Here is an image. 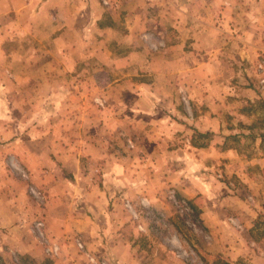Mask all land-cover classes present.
<instances>
[{"label": "crops", "instance_id": "obj_1", "mask_svg": "<svg viewBox=\"0 0 264 264\" xmlns=\"http://www.w3.org/2000/svg\"><path fill=\"white\" fill-rule=\"evenodd\" d=\"M106 1L0 0V264H90L77 240L114 264H185L141 245L117 202L171 212L169 185L207 255L264 264V85L249 70L264 0Z\"/></svg>", "mask_w": 264, "mask_h": 264}, {"label": "rangeland", "instance_id": "obj_2", "mask_svg": "<svg viewBox=\"0 0 264 264\" xmlns=\"http://www.w3.org/2000/svg\"><path fill=\"white\" fill-rule=\"evenodd\" d=\"M103 2L107 4L106 0H103ZM262 59H264V52L257 55L256 62L249 70L254 75L257 74L259 82L264 85L262 81L264 70L258 68V64ZM133 147L134 145L129 142V148ZM17 169L20 170L22 178L29 179V173L25 169L21 167H17ZM23 172L27 174V177L23 176ZM30 187L39 189L43 199L44 194L40 188L29 185V190ZM163 195H165L164 199L168 203L171 212L155 208L151 204L148 195H140L136 199L125 195L117 197V202L121 205V212L127 218V222L132 224L134 229L132 233L134 237L136 235L141 245H145L147 248L149 246L151 248L164 246L165 249L173 251L185 264H225L218 255L216 257L207 255L208 252L204 248V244L207 242L206 233H204V229L194 211L190 209L189 202L180 198L175 187L170 185L163 189ZM33 197L35 196L33 195ZM35 199L37 201L42 200L36 197ZM126 203H129V206ZM95 257L99 261L102 259L108 260L107 258ZM108 261L114 264L111 259ZM90 264L94 263L90 262Z\"/></svg>", "mask_w": 264, "mask_h": 264}, {"label": "built area", "instance_id": "obj_3", "mask_svg": "<svg viewBox=\"0 0 264 264\" xmlns=\"http://www.w3.org/2000/svg\"><path fill=\"white\" fill-rule=\"evenodd\" d=\"M258 68L264 70V59H262L259 64ZM264 82V79L262 80ZM23 176L27 177V174L23 172ZM30 192L38 199H42V193L39 189L35 187H30ZM126 205L129 206V203H126ZM34 227L36 234L39 238V241L45 246L47 253L51 254H58L59 252V245L55 242H52L49 237L46 234V224L43 219H37L34 222ZM77 245L81 249L82 252L85 253L87 259L94 263V264H111L108 260L102 259L99 261L93 254L89 253L86 251L84 244L80 241L77 240Z\"/></svg>", "mask_w": 264, "mask_h": 264}]
</instances>
